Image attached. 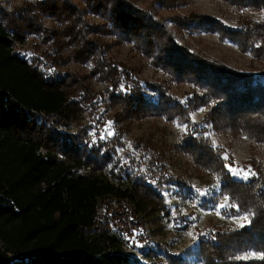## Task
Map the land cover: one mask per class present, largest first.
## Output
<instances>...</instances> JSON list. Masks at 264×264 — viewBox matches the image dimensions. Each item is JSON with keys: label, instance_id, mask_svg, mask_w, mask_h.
<instances>
[{"label": "trees", "instance_id": "trees-1", "mask_svg": "<svg viewBox=\"0 0 264 264\" xmlns=\"http://www.w3.org/2000/svg\"><path fill=\"white\" fill-rule=\"evenodd\" d=\"M137 1L24 0L9 9L0 0V264H144L122 250L110 225L132 234L147 218L168 213L159 188L161 180L172 179L166 171L157 182L142 176L129 192L121 190L101 171L112 159L109 152L100 154L98 147L89 146L85 133L60 130L88 106L95 108L102 97L70 72L48 74L44 67L57 69L71 61L91 64L92 74L108 84V102L118 125L147 116L185 121L187 111L204 106L207 125L234 128L264 142V82L180 44L170 20L157 12L159 7H175V0H155L146 8ZM224 1L264 12V0ZM90 14L101 21L91 23ZM171 20L181 30L217 31L243 51L264 57V21L243 20L230 28L203 14ZM29 36L47 47L31 60L17 51ZM116 42L134 43L157 67L191 84L188 101L180 102L153 84L155 96L145 95L133 71L107 56ZM204 129L196 136L189 132L175 146V156L218 176L235 213L239 208V213L254 215L250 225L219 229L195 249L167 253L165 260L264 264L259 258L239 259L250 251H264V170L258 166L249 180L234 178ZM172 182L184 185L174 179L167 183Z\"/></svg>", "mask_w": 264, "mask_h": 264}, {"label": "rangeland", "instance_id": "rangeland-1", "mask_svg": "<svg viewBox=\"0 0 264 264\" xmlns=\"http://www.w3.org/2000/svg\"><path fill=\"white\" fill-rule=\"evenodd\" d=\"M154 1L138 0L137 5L146 8ZM175 1V7H159L157 12L161 18L170 20L169 27L180 44L187 45L191 51L200 52L228 68H234L264 82L263 55L243 51L234 41L221 38L217 31L181 30L171 22V18L195 13L211 16L226 27L237 28L243 20L264 21L263 11L238 8L224 0ZM2 2L11 9L21 5L24 0ZM87 19L91 23L101 21L92 14L88 15ZM45 23L49 25L50 21L46 19ZM260 45L261 42L257 43V47ZM45 48L46 45H41L36 36H29L25 44L17 45V51L29 60L40 56V51ZM107 56L112 59V63L126 66L133 71L145 95L153 94L150 91V84H153L180 102H186L190 98L191 84L179 82L157 67L153 59L143 54L134 43H112ZM92 68L91 64H79L76 61L57 69L44 67L48 74L70 72L102 97L95 108L88 106L77 119L67 125H61L60 130L68 134L85 133L89 146L98 147L100 154L109 152L112 159L101 167V171L121 190L129 192L133 181L142 176L147 182H157V178L165 171L168 178L184 184L180 186L175 182L167 183L172 179L161 180L159 188L166 196L168 213L147 218L143 227L132 234L110 225L111 234L118 239L117 243L122 250L144 264H159L161 261L167 264V253L185 254L188 248L195 249L202 238L212 236L219 229H239L237 220L242 213H235L232 201L221 191L222 180L214 174L198 170L180 156H175V146L189 132L196 136L201 133L200 128H205L204 135L210 138L212 146L222 152L221 157L225 153L228 154L229 158L225 162L235 161L238 166L250 165L251 171L256 173L258 166L264 170V142L257 141L256 137L246 132L235 131L234 128L218 129L207 125L203 121L207 111L204 106L187 111L185 121L147 116L131 124L118 125L113 119V104L108 102V84L92 74ZM222 205L226 207H221ZM105 207L106 205H102L100 210L105 212ZM253 252L244 253L239 259H255L252 257ZM255 253L258 257L259 253ZM191 259L195 261L194 256Z\"/></svg>", "mask_w": 264, "mask_h": 264}, {"label": "snow or ice", "instance_id": "snow-or-ice-1", "mask_svg": "<svg viewBox=\"0 0 264 264\" xmlns=\"http://www.w3.org/2000/svg\"><path fill=\"white\" fill-rule=\"evenodd\" d=\"M228 154L225 153L222 156V159L227 161L228 160ZM224 168L227 170V172L234 176V177H239L241 179L244 180H248L251 176H255L257 175V173L251 171V166H238L236 165L235 161H233V163H225L224 164ZM221 207H226L224 205H222ZM237 211H239V208H237ZM254 215L253 213H246V214H242L239 219L237 220L238 226L240 228H244L247 225L251 224V219L250 216ZM252 257L253 258H259L261 260H264V251H261L259 253V256L257 257V254L255 252L252 253Z\"/></svg>", "mask_w": 264, "mask_h": 264}]
</instances>
